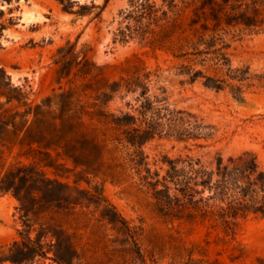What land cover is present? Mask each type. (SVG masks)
<instances>
[{
  "label": "rangeland",
  "instance_id": "374dc122",
  "mask_svg": "<svg viewBox=\"0 0 264 264\" xmlns=\"http://www.w3.org/2000/svg\"><path fill=\"white\" fill-rule=\"evenodd\" d=\"M209 1L0 0V264H264V0Z\"/></svg>",
  "mask_w": 264,
  "mask_h": 264
},
{
  "label": "trees",
  "instance_id": "16d2710c",
  "mask_svg": "<svg viewBox=\"0 0 264 264\" xmlns=\"http://www.w3.org/2000/svg\"><path fill=\"white\" fill-rule=\"evenodd\" d=\"M217 3H218L217 0H210L208 4L204 3V5H201L199 7L197 6L196 8H201V11H204L206 8H209V12H210L211 9L213 10L215 8ZM139 4L143 5L144 3L140 2ZM227 4L228 3H226L225 6H227L228 9H226V8L224 9V15L228 17V16L232 15L231 12L235 6L234 5H227ZM195 12L197 15H200V13L197 10ZM221 16H222V14L220 15L219 12H217L215 14L210 12L209 15H205V22L208 19H212V20L221 22V20L225 19V17L221 18ZM226 22H227V24L229 23L228 21H226ZM114 82L119 83V81H114ZM146 100H148V99L145 97V101ZM148 108H149L148 105L143 104V109L141 110V112H144V114H145L146 111L148 110ZM124 116H125V114H123L122 117L118 116L115 119H113V121H112L119 127L123 126L122 132L124 133V136L117 135L113 138L116 140H119V141H125L127 144H131L134 146L141 143V138H142V136H144V134L145 135L146 134L149 135L151 133L154 134L155 129H156V127H154V125H156V126L159 125V122H157L155 120L156 118L154 117V115L151 114L149 121H146L147 124H146L145 128L140 129L138 126H133V127L129 128V125L135 121L134 120L127 121V119L124 118ZM168 120L170 121L171 118H168ZM188 124H189L188 126H183V127H181V129H175V127H171V126L169 128H170V130H172V132L176 133L178 138H183L184 136L186 138L190 137V136H196L193 131L199 129V125L192 123V122L188 123ZM124 126H125V128H124ZM189 164H190V167L187 171L179 170L177 168V164L174 161H172L170 164V167L168 168V170L166 172V174L163 176V181H166V180L173 181L174 183H176V185H178L175 187V189L177 191L182 193L184 196L187 195L191 198L194 196L192 191L198 192V190H196L194 187V185H197V184H202L203 187L208 186L209 189H212V188L214 190L218 189L219 193H221V194H225L227 192V190H229L230 187H229L228 183L231 184L232 179H233L231 170H228L226 168V170L223 171V173H221V171H219L218 174L220 175V177L217 180L212 182L211 177H209V180H207L208 172L205 169H203L201 167H194L193 162H189ZM141 178L144 179V176ZM158 182H160L159 179L156 180L155 184ZM163 184L167 189H169V186L166 183H163ZM3 188H6V187H3ZM7 189H8V187H7ZM173 197H174V199H177V201L180 199V198H178L179 196L176 194ZM158 199L161 200L160 197H158ZM231 208L232 207L229 206L228 211H225L223 213V215L219 214V218L220 219H229V217L233 216L232 215L233 211L231 210ZM119 222L124 224L125 221H124V219H119ZM124 229L126 230L127 233H130V231H131V229H130V227H128V225H124ZM130 236L133 237V234L130 233ZM133 242L136 243L135 236L133 237ZM61 248H62V243L60 242V240H58L56 242V248H55V257H56L57 263L58 264H73L72 260L68 261V259H66V257L63 255V253H61ZM139 253H140V251H139ZM8 258H10L11 260H13L15 262L20 261V259H18L16 257L9 256Z\"/></svg>",
  "mask_w": 264,
  "mask_h": 264
}]
</instances>
